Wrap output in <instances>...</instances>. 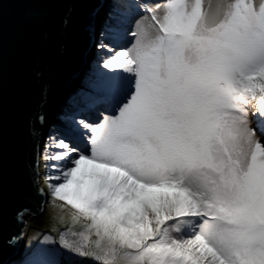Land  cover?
<instances>
[{
	"label": "snow or ice",
	"instance_id": "6c2138e0",
	"mask_svg": "<svg viewBox=\"0 0 264 264\" xmlns=\"http://www.w3.org/2000/svg\"><path fill=\"white\" fill-rule=\"evenodd\" d=\"M126 15L44 147L41 195L68 226L23 264H264V0Z\"/></svg>",
	"mask_w": 264,
	"mask_h": 264
},
{
	"label": "water",
	"instance_id": "95a60500",
	"mask_svg": "<svg viewBox=\"0 0 264 264\" xmlns=\"http://www.w3.org/2000/svg\"><path fill=\"white\" fill-rule=\"evenodd\" d=\"M104 0H2L0 10V261L15 256L22 212L37 215L43 116L65 106L86 66L93 18ZM67 21V24L65 23Z\"/></svg>",
	"mask_w": 264,
	"mask_h": 264
},
{
	"label": "rangeland",
	"instance_id": "374dc122",
	"mask_svg": "<svg viewBox=\"0 0 264 264\" xmlns=\"http://www.w3.org/2000/svg\"><path fill=\"white\" fill-rule=\"evenodd\" d=\"M125 3V4H124ZM136 3V0H104L100 5L99 9H96L94 13L93 26H92V36L94 38V43L88 47L85 57L86 66L80 73L78 78L73 80L72 89V99L62 108L56 109L49 115L43 116V124L45 125L44 141L40 142V147L37 151V172H38V185L42 191L43 184L39 180L44 172L43 166V152L45 145L49 142L50 137L64 129L65 121L68 116L74 111L78 104L84 102L89 94V83L92 73L96 70V63L103 53L99 50L98 45L101 42L109 43L113 37L110 33H115L117 31H123L125 28L131 31L132 23L134 19L131 16L126 15L128 13V5ZM125 40H130L131 37H124ZM103 70V69H101ZM107 71V70H103ZM87 88H86V87ZM45 199L43 208L40 213L33 215L29 218V223H31V229L27 236L24 238L23 244L19 253L15 255L7 264H23V262L28 258L26 253L33 249L35 246L40 247H51V240L45 241L44 237L48 236L51 239L57 241V247H59L58 236L56 229H64L68 226V207L65 205L64 209H61L59 205L63 202L54 201L49 203V198L47 193L43 194ZM64 218L63 224L60 222V218ZM75 227V225H74ZM18 260V263L14 262ZM87 260V258H85ZM88 264H92L88 261Z\"/></svg>",
	"mask_w": 264,
	"mask_h": 264
},
{
	"label": "trees",
	"instance_id": "16d2710c",
	"mask_svg": "<svg viewBox=\"0 0 264 264\" xmlns=\"http://www.w3.org/2000/svg\"><path fill=\"white\" fill-rule=\"evenodd\" d=\"M86 87V86H85ZM87 88V87H86ZM38 190H40L41 191V189L39 188ZM33 215L32 214H30L29 212H22L21 214H20V220H22V222H23V229H22V231L20 232V237L18 238V239H16V246L18 245V243H19V241H20V239H21V237H22V235L25 233L26 235L28 234V232H29V228L31 229V223H29L28 221H29V218L30 217H32ZM27 224V225H26ZM15 246V247H16ZM14 262L15 263H18L19 261L17 260L16 261V259H14Z\"/></svg>",
	"mask_w": 264,
	"mask_h": 264
},
{
	"label": "bare ground",
	"instance_id": "6f19581e",
	"mask_svg": "<svg viewBox=\"0 0 264 264\" xmlns=\"http://www.w3.org/2000/svg\"><path fill=\"white\" fill-rule=\"evenodd\" d=\"M124 4H125V3H124ZM19 243L21 244V245H20V247H21L22 244H23V239H22L21 241H19ZM17 246H18V245H17ZM16 249H17V247H16ZM16 249H15V251H16ZM17 252H18V251H17ZM17 252H16V253H17Z\"/></svg>",
	"mask_w": 264,
	"mask_h": 264
}]
</instances>
